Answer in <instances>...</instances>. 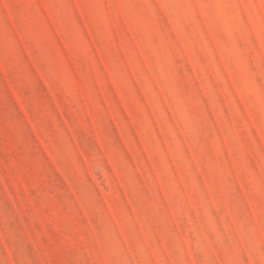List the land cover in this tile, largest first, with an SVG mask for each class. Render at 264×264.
I'll return each instance as SVG.
<instances>
[{"label":"rangeland","instance_id":"1","mask_svg":"<svg viewBox=\"0 0 264 264\" xmlns=\"http://www.w3.org/2000/svg\"><path fill=\"white\" fill-rule=\"evenodd\" d=\"M0 264H264V0H0Z\"/></svg>","mask_w":264,"mask_h":264}]
</instances>
